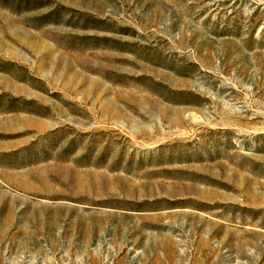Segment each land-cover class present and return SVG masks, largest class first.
<instances>
[{"label":"rangeland","instance_id":"1","mask_svg":"<svg viewBox=\"0 0 264 264\" xmlns=\"http://www.w3.org/2000/svg\"><path fill=\"white\" fill-rule=\"evenodd\" d=\"M0 264H264V0H0Z\"/></svg>","mask_w":264,"mask_h":264}]
</instances>
